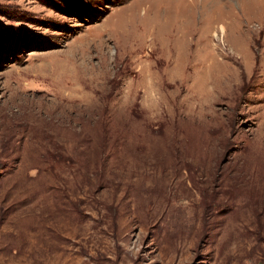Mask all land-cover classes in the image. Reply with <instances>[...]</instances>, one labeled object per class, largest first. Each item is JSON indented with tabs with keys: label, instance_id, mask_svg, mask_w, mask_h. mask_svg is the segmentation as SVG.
I'll use <instances>...</instances> for the list:
<instances>
[{
	"label": "rangeland",
	"instance_id": "obj_1",
	"mask_svg": "<svg viewBox=\"0 0 264 264\" xmlns=\"http://www.w3.org/2000/svg\"><path fill=\"white\" fill-rule=\"evenodd\" d=\"M0 264H264V0H0Z\"/></svg>",
	"mask_w": 264,
	"mask_h": 264
},
{
	"label": "bare ground",
	"instance_id": "obj_2",
	"mask_svg": "<svg viewBox=\"0 0 264 264\" xmlns=\"http://www.w3.org/2000/svg\"><path fill=\"white\" fill-rule=\"evenodd\" d=\"M180 1H182V0H180ZM180 4H182V2H179V6H180ZM132 9V8H131ZM126 10V12H128V17H130L131 18V16L133 15V14H136L135 15V18H140V19H143V21H142V24H144V28H146V32L147 33H145L146 35H150V36H152V33H153V30H154V27H155V18H154V16H148V15H146L145 14V16L143 15V16H141V15H139L138 16V12H137V10L135 11V12H133V11H130V9H125ZM164 12H166V10L164 11ZM180 13V14H179ZM184 14V12L181 10V11H178L177 12V15L178 16H176V18L177 19H183V17L182 16H180V15H183ZM158 15H160V14H158ZM147 16V17H146ZM130 18H129V20H130ZM134 18H131V20H133ZM128 20V21H129Z\"/></svg>",
	"mask_w": 264,
	"mask_h": 264
}]
</instances>
